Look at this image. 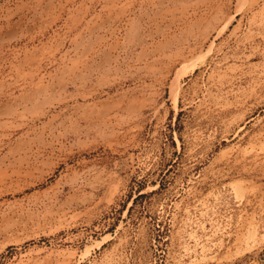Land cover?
Here are the masks:
<instances>
[{"label":"rangeland","instance_id":"obj_1","mask_svg":"<svg viewBox=\"0 0 264 264\" xmlns=\"http://www.w3.org/2000/svg\"><path fill=\"white\" fill-rule=\"evenodd\" d=\"M0 264H264V0H0Z\"/></svg>","mask_w":264,"mask_h":264},{"label":"bare ground","instance_id":"obj_2","mask_svg":"<svg viewBox=\"0 0 264 264\" xmlns=\"http://www.w3.org/2000/svg\"><path fill=\"white\" fill-rule=\"evenodd\" d=\"M229 25V24H228Z\"/></svg>","mask_w":264,"mask_h":264}]
</instances>
